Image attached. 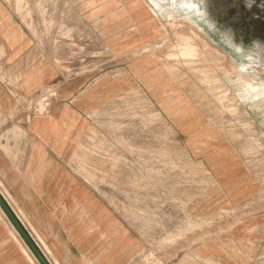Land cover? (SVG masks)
Here are the masks:
<instances>
[{
	"label": "rangeland",
	"instance_id": "rangeland-1",
	"mask_svg": "<svg viewBox=\"0 0 264 264\" xmlns=\"http://www.w3.org/2000/svg\"><path fill=\"white\" fill-rule=\"evenodd\" d=\"M79 1L3 3L18 12L35 39L44 38L51 49L73 57L60 64L68 80L86 75L99 90L106 79L126 81L124 93L115 92V86L114 93L97 95V104H108L91 113L82 164L91 167L87 180L96 182L99 192L143 235L144 263L159 264L218 233L248 240L249 234L241 236L239 230L249 228L250 218L264 217V25L256 24L260 32L243 27L250 21L246 10L256 6L263 13L264 0H241L240 5L220 3L225 0H113L108 6L105 0ZM132 9L141 12L132 15ZM106 14L113 17L106 19ZM254 17L260 18L258 13ZM76 22H82L81 29L75 30ZM149 24L156 36L148 33ZM141 26L148 42L112 57L106 38L128 36ZM146 55L155 61L151 70L163 71V99L177 98L178 109L190 116L180 122L184 129L163 113L133 73L132 66ZM58 86L35 95L31 102L38 106L30 103L31 111L45 113L61 104ZM215 151L232 153L258 191L242 205L217 210L209 215L214 219L198 225L190 219L196 217L192 206L201 196H212L218 179L206 155ZM19 215L27 225V218ZM257 223V250H243V264H264V220Z\"/></svg>",
	"mask_w": 264,
	"mask_h": 264
},
{
	"label": "crops",
	"instance_id": "crops-1",
	"mask_svg": "<svg viewBox=\"0 0 264 264\" xmlns=\"http://www.w3.org/2000/svg\"><path fill=\"white\" fill-rule=\"evenodd\" d=\"M103 4L113 5V0ZM133 10L132 15L141 12ZM109 17L113 16L106 14V19ZM21 20L14 8L0 0L1 195L22 223L19 213L27 218L24 226L34 240L39 237L46 246L51 264H146L143 235L99 192L96 182L87 180L91 167L82 164L85 140L93 125L91 113L108 104V100L97 104V95L114 93L115 86V92L124 93L128 90L126 81L115 83L105 75V86L99 90L92 87V78L86 75L68 80L65 66L60 64L65 65L73 57L65 50L51 49L44 38L35 39ZM81 24L76 22L75 30L81 29ZM146 29L150 36L157 35L153 24ZM144 31L141 26L128 36L107 37L112 57H122L133 47L147 43ZM154 62L146 55L132 66V71L156 97L163 113L179 126L190 116L178 109L177 98L163 99V71L151 70ZM51 86H58L63 102L45 113L32 112L29 105H38L31 100ZM221 153L206 155V163L218 180L211 197L201 196L200 202L193 203L196 217L190 218L192 223L211 221L214 218L209 215L242 205L258 191L244 165L232 153ZM259 220L262 222L264 217L250 218L249 228L239 230L241 236L249 234L248 240L218 233L159 264H243V250H257ZM34 258L0 207V264H38Z\"/></svg>",
	"mask_w": 264,
	"mask_h": 264
},
{
	"label": "water",
	"instance_id": "water-1",
	"mask_svg": "<svg viewBox=\"0 0 264 264\" xmlns=\"http://www.w3.org/2000/svg\"><path fill=\"white\" fill-rule=\"evenodd\" d=\"M235 1L238 3V5L241 4V0H225L220 3L230 2L231 4H236ZM212 2V1H211ZM237 5V4H236ZM248 14L250 15V21L247 24L246 27H243L245 30H248L250 32H260L259 29H257L256 24H262L264 25V12L260 13L257 10V7L253 8L252 10H246ZM254 13L259 14V19L254 17ZM236 24V23H235ZM237 25V24H236ZM239 28H242L241 26H238ZM261 32L264 35V27L261 29ZM0 207L11 222V224L15 227L21 238L24 240V242L27 244L31 252L34 254L36 259L40 264H51L47 256L44 254L42 249L39 247L37 242L34 240V238L31 236V234L28 232L24 224L21 222V220L17 217L15 212L12 210V208L8 205V203L5 201L4 197L0 193Z\"/></svg>",
	"mask_w": 264,
	"mask_h": 264
},
{
	"label": "bare ground",
	"instance_id": "bare-ground-1",
	"mask_svg": "<svg viewBox=\"0 0 264 264\" xmlns=\"http://www.w3.org/2000/svg\"><path fill=\"white\" fill-rule=\"evenodd\" d=\"M227 93V92H226ZM157 116V115H156ZM159 118V117H158ZM152 119V118H151ZM33 257V256H32ZM34 261H35V263H38L39 264V262H38V260L36 259V257L34 258Z\"/></svg>",
	"mask_w": 264,
	"mask_h": 264
}]
</instances>
